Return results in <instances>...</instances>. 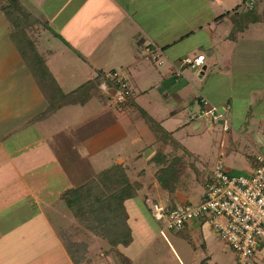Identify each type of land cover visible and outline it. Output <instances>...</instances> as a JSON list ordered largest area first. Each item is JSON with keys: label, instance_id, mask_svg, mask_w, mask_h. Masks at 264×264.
I'll use <instances>...</instances> for the list:
<instances>
[{"label": "crops", "instance_id": "0c3cea01", "mask_svg": "<svg viewBox=\"0 0 264 264\" xmlns=\"http://www.w3.org/2000/svg\"><path fill=\"white\" fill-rule=\"evenodd\" d=\"M20 2L40 27L14 34L3 14L6 34L16 51L11 53L15 65L3 61L0 66V264H76L57 226L59 202L65 201L69 190L114 164L123 165L129 177L142 185V200L148 195L149 201L165 205L169 201L170 205L156 173L172 158L177 160L174 166L183 159L186 145L178 139L184 140L187 134L208 131L211 153H202L204 166L212 163L214 169L221 162L232 175L252 172L257 154L264 153V0H257L248 17L247 0ZM147 44L163 51L165 60L157 64L166 66L161 74L152 75L149 66L142 64H156L146 57ZM200 54L205 56L200 74L205 82L197 87L186 70L189 67L181 69L180 61ZM80 62L89 68V77L67 91L65 82L81 77L72 75V67ZM111 71L127 78L132 91L129 106L102 99L93 87L85 90L100 72ZM154 89L158 97L155 103H147L146 96ZM204 100L228 120V131L208 120L190 121ZM50 102L59 106L52 113ZM169 119L182 123L169 130L165 128ZM141 120L148 128L147 122L155 120L173 140L170 144L157 140L149 128L153 143L133 158L143 164L132 165L133 156L123 150L129 137L125 122L134 125ZM186 128L191 129L187 134ZM160 148L165 157L157 162ZM191 150L200 159L199 149ZM173 175L176 204L192 197L199 203L204 199V181L198 194L193 182V189L181 190L178 186L183 183L176 179L177 173ZM132 200L125 205L133 241L114 247L109 252L113 256L102 249V264H137L146 251L147 244L139 253L134 251L135 230L128 206ZM214 232L205 222H192L178 234L198 242L208 255L193 264H220L210 253ZM97 239L102 238L93 235L89 241L82 231L74 241L86 248L78 264L97 263L90 257ZM178 260L189 264L184 258ZM248 264H264V242Z\"/></svg>", "mask_w": 264, "mask_h": 264}, {"label": "rangeland", "instance_id": "374dc122", "mask_svg": "<svg viewBox=\"0 0 264 264\" xmlns=\"http://www.w3.org/2000/svg\"><path fill=\"white\" fill-rule=\"evenodd\" d=\"M231 1L235 2V0H231ZM238 3L241 4L242 1ZM1 5H3V1H0V6ZM244 7L245 6H243V8ZM41 26L45 27V25L43 24H41ZM12 51L15 52L16 47L12 45L11 39L6 34L5 25L3 23V13L0 10V66L2 68H3V61L9 62L11 63V65H15V61L13 62L14 58L11 55ZM58 58L59 57H56L55 59ZM162 58L165 60V57L162 56ZM142 64L149 66L150 68L149 70L152 73V75L161 74L162 72L165 71V67H166V66L161 67L158 66L157 64L148 63V62ZM186 70H188V72L191 73L193 82L197 87H200V85L205 82V80L202 81V79H200V74L202 72V69L194 70L187 68ZM72 71L75 72L72 73V75L78 76L80 73L81 77L77 78L76 80L65 82L64 88L66 90L73 89L78 85L77 84L78 82H83L84 78L87 79L85 76L89 75V68L85 66L84 62H80L79 65L73 66ZM132 73L133 74L135 73L134 68L132 70ZM151 73L149 74V76H151ZM134 91L136 90L134 89ZM155 97H158V94L154 89L151 91L149 95L146 96L147 103L149 102L155 103L154 100ZM125 123L127 126L126 130L129 134V137L123 143V150L126 156L132 155L133 156L132 159H133L138 153L148 150L146 147L150 146L149 144L153 143L152 142L153 138L151 137L149 128L145 125L143 120H141L140 122L134 125H129L127 122ZM181 123L182 122H175L169 119L167 124H165V128L169 130H175L177 127L181 125ZM189 130L191 129L186 128V131H184V133L189 132ZM207 132L208 131L202 132L203 134L201 135H197V133H191V134L186 133L187 135L185 136L184 140L178 139L180 142H183V144L186 145V147L183 146V154L185 156H183V159L179 160L180 162H178L176 166L172 168L174 169L173 173H177L178 175L176 179L180 183L181 182L183 183L182 185L178 186L181 190L190 189V187L191 189H193L194 186H191V183L193 182L194 185L196 186V188H194L195 191L198 194H200L202 192L203 181L204 183H206V181L209 179L208 177H206L204 180L203 177L205 174L207 175L210 174V172L213 169L212 163L206 164V166L203 165L204 161H206V157L203 155L211 153L210 146L206 144L209 141ZM139 133H141L145 137L140 138L138 135ZM194 147L196 150L198 148L201 154L204 153L202 154V156H200V159L194 158L195 156L191 150V148ZM212 148L215 149V147ZM200 163H202V166H204V168L200 166L201 165ZM135 164L141 165L143 164V162L141 160L139 163H137L135 159H133L132 165ZM93 178L89 179L88 181L92 180ZM189 199L185 201L179 200L178 204L199 203V202H195V197H192L191 200ZM168 202H166V205L165 203L164 204L160 203V204L162 206H167ZM59 203H60L59 204L60 208H57V210L59 211L60 215L56 217V220H57V226L61 228L60 235L61 236L65 235L66 237H69V239H71L72 241H75L77 238H79L81 232L84 231L85 236H87V238H89V241H91V236L95 234L89 231L86 224L75 218L72 211L68 207L67 202L63 200L62 202ZM150 203H154V202L151 200L149 201L148 204H145L141 196H139L138 198L130 201L128 204L129 209L132 208L130 209V213L133 219L132 225L135 230L136 247L134 251L136 253H139L142 250V248L147 244L145 246L146 251L141 256V260L138 261L137 264H179L178 259L180 257L186 259L189 264H193L194 261H197L198 259H202L208 256L200 247L198 242L195 243L190 238L186 240L182 238L180 235H178L181 232L170 231L165 228L164 223L155 221L152 215L153 211L150 206ZM86 230L92 233L93 235L88 233ZM28 239H31L30 236H28ZM2 248H3V243L0 246V255L3 254ZM102 249H105L107 251L105 255H109V256L115 255L109 253L110 251L113 250H111V246L107 240L97 239L95 246H93V248L90 249V257L97 262L96 264H102L100 263L101 260L100 254ZM210 249H211L210 253H212L214 257L219 260L220 264H238L237 259L230 250V248L221 240L218 233L216 232L213 233L212 244Z\"/></svg>", "mask_w": 264, "mask_h": 264}, {"label": "built area", "instance_id": "2783aa9c", "mask_svg": "<svg viewBox=\"0 0 264 264\" xmlns=\"http://www.w3.org/2000/svg\"><path fill=\"white\" fill-rule=\"evenodd\" d=\"M246 4L248 10H253L257 0H247ZM144 51L150 62L163 64V51L159 47L147 44ZM204 64L205 56L200 54L181 59L180 68L197 70L202 69ZM181 69L178 75L182 74ZM112 78L114 86L104 83L101 89L113 103L123 105L132 96L129 82L120 71H115ZM189 119L221 124L225 131L230 127L217 107L206 100L202 109ZM204 191V199L198 204H177L167 209V206L150 203L153 218L174 232L184 231L192 222H205L230 248L238 264H248L258 245L264 242V153L257 154L256 165L248 175H232L220 162L206 181Z\"/></svg>", "mask_w": 264, "mask_h": 264}, {"label": "trees", "instance_id": "16d2710c", "mask_svg": "<svg viewBox=\"0 0 264 264\" xmlns=\"http://www.w3.org/2000/svg\"><path fill=\"white\" fill-rule=\"evenodd\" d=\"M0 1H3L0 10L8 19L14 34H26L27 32L36 31L38 29V26H40L39 20L21 4L20 0ZM254 9L248 10L246 17L251 15ZM113 73L114 71L108 73L100 72L94 80L87 84L85 90L90 92V88L93 87L96 91L95 93L99 91L102 99L109 101L111 97L99 88L104 83L109 87L114 86V80L112 78ZM47 90L48 87L46 86L45 94L48 92ZM131 98L121 106H129L132 100ZM63 104L64 101L60 106ZM56 107L59 106H53V103L50 102V113H52ZM147 123L157 140L166 139V143L170 144L173 140L171 135L167 132L165 133L158 122L152 120ZM162 151L163 150L160 148L155 156L157 162L158 158L161 156L165 157ZM175 162H177L176 158H172V161L167 162L166 167L160 168L156 173L159 185L162 190L168 193L171 199L167 209L176 206V200L173 199V196L177 189V185L174 183L175 177L173 174L175 173H173L174 169L172 168ZM141 190L142 185L129 177L128 171L123 165L114 164L110 168L97 174L92 180L87 181L77 188L69 190L65 195V202H67L75 218L86 224L89 231L97 237L107 240L111 246V250H113L114 247L118 245L125 247L130 245L133 241L132 230L129 224V214L125 203L128 200L138 198ZM143 202L145 204L149 203L148 195L143 197ZM153 202L155 204H160L157 200ZM61 237L67 252L73 261L78 264L86 248L77 245L65 235Z\"/></svg>", "mask_w": 264, "mask_h": 264}]
</instances>
